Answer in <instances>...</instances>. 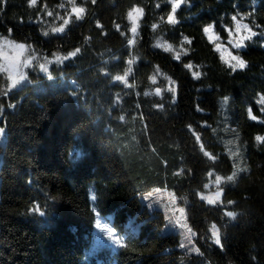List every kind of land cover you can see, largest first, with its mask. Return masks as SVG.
<instances>
[{
	"label": "trees",
	"instance_id": "1",
	"mask_svg": "<svg viewBox=\"0 0 264 264\" xmlns=\"http://www.w3.org/2000/svg\"><path fill=\"white\" fill-rule=\"evenodd\" d=\"M170 11V0H0V38L66 56L12 89L0 67V264H264V0H185L175 25ZM236 22L256 33L235 50L244 68L204 31L224 41ZM152 187L185 204L197 253L161 221L145 230L139 196ZM206 188L221 189L216 203Z\"/></svg>",
	"mask_w": 264,
	"mask_h": 264
},
{
	"label": "rangeland",
	"instance_id": "2",
	"mask_svg": "<svg viewBox=\"0 0 264 264\" xmlns=\"http://www.w3.org/2000/svg\"><path fill=\"white\" fill-rule=\"evenodd\" d=\"M244 25V23L236 22L234 28L230 31V37L228 35L224 41L219 42H217L218 36L212 28H210V31L206 32L208 38L216 42L215 47L220 52L221 56L228 62L236 65H238L239 60H241L235 51L238 49L236 45L240 43L242 38L247 37L250 33L243 27ZM133 28H135V25ZM20 46L24 47L21 48ZM65 57L66 56L60 53H54L52 56H47L45 54L38 56L31 51L29 52L27 46L22 42L0 38V67H2L6 73L7 89L19 87L25 83H33L34 80L30 77L32 75L30 71L36 64L38 65V71L45 73L40 67L41 65H45L47 72H51V67L62 61ZM14 81L15 84L13 85ZM51 87L52 83L47 82L38 84L35 90L44 91ZM3 141L4 128L3 131L0 132V144H3ZM217 183V180L209 182L212 186ZM221 193V189L206 188V192L200 193L199 196L205 202L209 203L210 200H219ZM139 202L141 203L139 204L141 213H143L141 216L147 215L151 217V221H147L149 225L144 227L145 230H149L148 233H150L151 230L155 231L156 222L161 221L160 230L162 232H174L179 239L180 247L183 245V247H181L182 249L188 253H197L196 249L198 248L193 239L194 230L188 223L186 206L178 200L174 190L163 187H152L139 196ZM158 214L160 217L157 216ZM97 224L96 222V225ZM212 230L213 233L216 232L218 234L216 228L213 227Z\"/></svg>",
	"mask_w": 264,
	"mask_h": 264
},
{
	"label": "snow or ice",
	"instance_id": "3",
	"mask_svg": "<svg viewBox=\"0 0 264 264\" xmlns=\"http://www.w3.org/2000/svg\"><path fill=\"white\" fill-rule=\"evenodd\" d=\"M36 2H37V0H29V5L30 6H34L36 4ZM73 2H74V0H73ZM170 2H171V11L167 14V22L170 25H175L177 23V20H176L177 10L181 7V5L183 3H185V0H170ZM91 3L95 4L96 0H91ZM157 7H159V4H157ZM71 12L75 14L76 19H81L82 18V14L85 12V8L84 7L74 6L72 8ZM142 13H143V10L141 8H139V7L133 8L128 13L129 18L133 20V24L135 25V28L132 29L133 33H136V31H137V27H136L135 22L138 19V17L140 15H142ZM48 15H51V12H49ZM232 19L235 21L237 18H236V16H233ZM68 23H69V19H65L63 24L59 28L53 29V31L62 32L64 30V26L67 25ZM98 26H100V25L98 24ZM116 27H117V29H119L120 26L117 25ZM152 27L155 29L157 27V25L154 24ZM243 27L247 31L252 32L251 28H248L247 25H244ZM204 31L208 32V31H210V28L209 27H205ZM45 35H47V33H45ZM252 35H256V33L252 32ZM261 35H264V33H261ZM184 39L187 41L188 38L185 37ZM244 39H251V37L249 36V37L242 38L240 43L236 45L237 48H240V47L243 46ZM20 47L23 48L24 46H20ZM170 49H171V46H169V50ZM79 51H80L79 49H76L75 52L68 53V57H72V56L76 55ZM177 59H179V56H177ZM40 67H41V70L47 72V68H46L45 65H41ZM186 67L191 68V65H187ZM238 67H240V68H244L245 67V62L242 59L239 60ZM128 72H131V68L128 69ZM127 74L128 73H125V75H127ZM195 75L198 76V73H196ZM117 79L119 80V79H122V78L121 77H117ZM14 84H15V81L13 82V85ZM172 91H174V89H172ZM225 99H227V98H225ZM262 111H264V109H262ZM249 115H250V118L252 120H256L257 119L256 116L252 115L251 109H249ZM2 131H3V128H0V132H2ZM256 140L257 141H264V136H257ZM219 179L220 178L217 177V181H219ZM227 179L230 181V180L233 179V177L229 176ZM217 195H219V194H217ZM209 203H216V201L215 200H210ZM228 203L231 204L232 201H229ZM227 216L228 217H234L235 213L229 211V212H227ZM213 227L215 228V226H213ZM213 236H214V239H215V243L217 245H219L221 243L220 236L216 232L213 233ZM181 247H183V245H181ZM196 251H198V249H196Z\"/></svg>",
	"mask_w": 264,
	"mask_h": 264
}]
</instances>
